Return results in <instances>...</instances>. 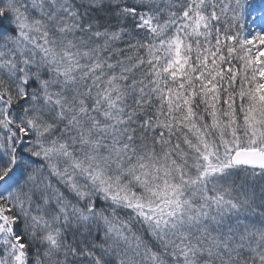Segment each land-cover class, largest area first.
<instances>
[{
    "label": "snow or ice",
    "instance_id": "6c2138e0",
    "mask_svg": "<svg viewBox=\"0 0 264 264\" xmlns=\"http://www.w3.org/2000/svg\"><path fill=\"white\" fill-rule=\"evenodd\" d=\"M0 264H264V0H0Z\"/></svg>",
    "mask_w": 264,
    "mask_h": 264
}]
</instances>
